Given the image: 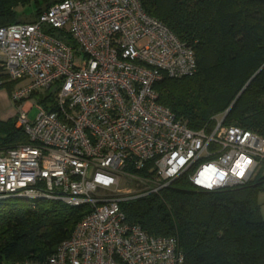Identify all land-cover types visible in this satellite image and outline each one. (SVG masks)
I'll use <instances>...</instances> for the list:
<instances>
[{
	"label": "built area",
	"instance_id": "obj_1",
	"mask_svg": "<svg viewBox=\"0 0 264 264\" xmlns=\"http://www.w3.org/2000/svg\"><path fill=\"white\" fill-rule=\"evenodd\" d=\"M0 68L28 143L0 151V199L59 201L87 213L39 263L181 264L175 237L127 223L121 203L186 176L198 190L238 187L264 170V138L238 126L191 130L158 102L164 78L190 77V45L140 0H61L0 27ZM37 115L28 118L33 107ZM146 168V175L137 171ZM120 178L138 185L121 190Z\"/></svg>",
	"mask_w": 264,
	"mask_h": 264
},
{
	"label": "trees",
	"instance_id": "obj_2",
	"mask_svg": "<svg viewBox=\"0 0 264 264\" xmlns=\"http://www.w3.org/2000/svg\"><path fill=\"white\" fill-rule=\"evenodd\" d=\"M55 2L0 0V27L20 23L17 6L46 5L45 10ZM140 3L192 47L197 63L190 77L161 80L155 86L158 102L191 130L213 125L214 116L226 113L224 125L264 138V0ZM11 84L0 68V89ZM26 143L15 117L0 119V151ZM262 185V169L245 185L214 191L195 189L183 175L158 193L122 202L121 209L127 223L148 235L175 237L181 264H264V219L257 199ZM86 213L83 206L59 201L0 199V264L44 261Z\"/></svg>",
	"mask_w": 264,
	"mask_h": 264
},
{
	"label": "rangeland",
	"instance_id": "obj_3",
	"mask_svg": "<svg viewBox=\"0 0 264 264\" xmlns=\"http://www.w3.org/2000/svg\"><path fill=\"white\" fill-rule=\"evenodd\" d=\"M56 0H50V2H55ZM46 7V5H41L38 8H34L32 4H29V6H17L16 12L17 17L15 21L20 22H31L36 17L44 11L43 9ZM42 9V11H41ZM41 11V12H40ZM40 12V13H39ZM39 13V14H38ZM24 85V82L22 81H12V84L7 88L0 89V119L1 120H9L14 119V117L17 114L16 104L11 99V92L13 90H16ZM41 99V96H33L31 99H29L26 104H31L33 107L30 109L28 118L30 120H33L35 116L38 113V110L36 108L37 102ZM227 112V111H226ZM224 114H219L214 116L212 119L218 118L221 119ZM215 122V120H214ZM119 187L121 190H131L132 192L136 191L138 189V185L131 181L127 180V178H120L119 180ZM258 205H259V211L261 214L262 219H264V185H262L260 191L258 192Z\"/></svg>",
	"mask_w": 264,
	"mask_h": 264
},
{
	"label": "water",
	"instance_id": "obj_4",
	"mask_svg": "<svg viewBox=\"0 0 264 264\" xmlns=\"http://www.w3.org/2000/svg\"><path fill=\"white\" fill-rule=\"evenodd\" d=\"M226 114V113H225Z\"/></svg>",
	"mask_w": 264,
	"mask_h": 264
}]
</instances>
